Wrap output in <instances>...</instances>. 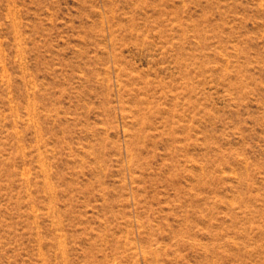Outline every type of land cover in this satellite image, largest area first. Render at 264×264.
Segmentation results:
<instances>
[{
    "label": "rangeland",
    "instance_id": "374dc122",
    "mask_svg": "<svg viewBox=\"0 0 264 264\" xmlns=\"http://www.w3.org/2000/svg\"><path fill=\"white\" fill-rule=\"evenodd\" d=\"M0 264H264V0H0Z\"/></svg>",
    "mask_w": 264,
    "mask_h": 264
}]
</instances>
